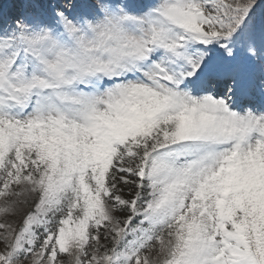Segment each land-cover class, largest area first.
Wrapping results in <instances>:
<instances>
[{"label":"snow or ice","instance_id":"snow-or-ice-1","mask_svg":"<svg viewBox=\"0 0 264 264\" xmlns=\"http://www.w3.org/2000/svg\"><path fill=\"white\" fill-rule=\"evenodd\" d=\"M0 264H264V0H0Z\"/></svg>","mask_w":264,"mask_h":264}]
</instances>
